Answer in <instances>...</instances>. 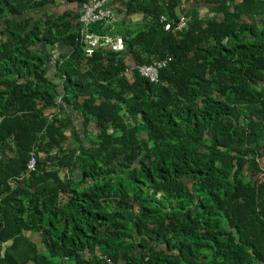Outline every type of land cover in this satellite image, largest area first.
<instances>
[{"label": "trees", "instance_id": "16d2710c", "mask_svg": "<svg viewBox=\"0 0 264 264\" xmlns=\"http://www.w3.org/2000/svg\"><path fill=\"white\" fill-rule=\"evenodd\" d=\"M56 1L0 0V264H264V0H130L91 58Z\"/></svg>", "mask_w": 264, "mask_h": 264}, {"label": "built area", "instance_id": "2783aa9c", "mask_svg": "<svg viewBox=\"0 0 264 264\" xmlns=\"http://www.w3.org/2000/svg\"><path fill=\"white\" fill-rule=\"evenodd\" d=\"M109 1L110 0H84L79 6L80 14L78 17L77 33L79 36L78 41L84 46L83 56L85 58H91L94 51L101 46L107 47L114 52H123L125 50V41L122 36L113 33L98 35L90 31L91 25L94 24L101 23L114 25L118 23L119 18L109 7ZM161 21H164V19L162 18ZM186 22L187 18L180 16L176 23L175 30H181L184 28ZM163 28L165 31H169L171 26L170 24L165 23ZM170 61L171 58L167 57L154 61L151 64L135 65L132 66L127 73L131 74L132 69H135L139 75L150 82H156L158 80L159 71L164 69ZM39 156L45 157V153L36 151L30 153V159L27 163L28 171H34L37 169V159ZM137 264H144V262Z\"/></svg>", "mask_w": 264, "mask_h": 264}, {"label": "crops", "instance_id": "0c3cea01", "mask_svg": "<svg viewBox=\"0 0 264 264\" xmlns=\"http://www.w3.org/2000/svg\"><path fill=\"white\" fill-rule=\"evenodd\" d=\"M129 1L130 0H110L108 5L113 10V12L118 16L119 18V21L117 23L118 25H121L124 21L125 27H128L131 30H134L135 28H137V26L142 24V15L140 13L128 14ZM197 1L198 0H190L189 3L188 1L187 2L183 1L180 5V9L184 10V9L189 8V6L191 5L193 6L195 5L197 10H199L201 14H203L204 11L207 10L206 9L207 7H204L206 5H203L201 1L200 2H197ZM69 10L72 13H74L73 17H77V20H78L79 13H80L79 6L73 5V3H65L63 0L62 1L59 0L53 3V5H51L47 11L57 16H62L64 14L66 15V12H68ZM66 50H67L66 46L61 43H59L54 48V50L52 51V53L55 56L53 58L54 63H55V59H57L61 54L65 53ZM67 136H69V134H67ZM80 137L83 138V135H80ZM61 174H63V172H61Z\"/></svg>", "mask_w": 264, "mask_h": 264}, {"label": "water", "instance_id": "95a60500", "mask_svg": "<svg viewBox=\"0 0 264 264\" xmlns=\"http://www.w3.org/2000/svg\"><path fill=\"white\" fill-rule=\"evenodd\" d=\"M80 14V13H79ZM5 40V39H4ZM82 137V136H81ZM12 244V241H8L3 248H1V253L5 252V249L7 246H10Z\"/></svg>", "mask_w": 264, "mask_h": 264}, {"label": "rangeland", "instance_id": "374dc122", "mask_svg": "<svg viewBox=\"0 0 264 264\" xmlns=\"http://www.w3.org/2000/svg\"><path fill=\"white\" fill-rule=\"evenodd\" d=\"M53 63H54V61L51 62L52 67H53V65L55 64V63H54V64H53ZM52 67H51V68H52ZM53 68H54V67H53ZM53 68L51 69V72H53ZM92 132H93V131H92Z\"/></svg>", "mask_w": 264, "mask_h": 264}]
</instances>
